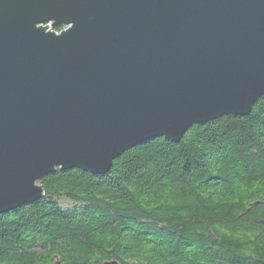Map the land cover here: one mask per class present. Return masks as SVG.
I'll return each mask as SVG.
<instances>
[{
	"label": "water",
	"instance_id": "water-1",
	"mask_svg": "<svg viewBox=\"0 0 264 264\" xmlns=\"http://www.w3.org/2000/svg\"><path fill=\"white\" fill-rule=\"evenodd\" d=\"M261 96L264 0H0V214Z\"/></svg>",
	"mask_w": 264,
	"mask_h": 264
},
{
	"label": "trees",
	"instance_id": "trees-1",
	"mask_svg": "<svg viewBox=\"0 0 264 264\" xmlns=\"http://www.w3.org/2000/svg\"><path fill=\"white\" fill-rule=\"evenodd\" d=\"M41 183L43 198L0 214V264H264V96L180 142L136 145L106 174Z\"/></svg>",
	"mask_w": 264,
	"mask_h": 264
},
{
	"label": "rangeland",
	"instance_id": "rangeland-1",
	"mask_svg": "<svg viewBox=\"0 0 264 264\" xmlns=\"http://www.w3.org/2000/svg\"><path fill=\"white\" fill-rule=\"evenodd\" d=\"M53 30H56V28H52ZM63 29H64V27H63ZM56 31H58V32H60V31H62V30H56Z\"/></svg>",
	"mask_w": 264,
	"mask_h": 264
}]
</instances>
